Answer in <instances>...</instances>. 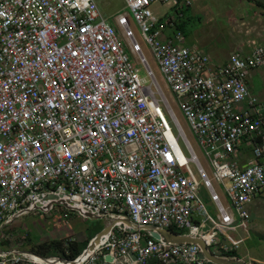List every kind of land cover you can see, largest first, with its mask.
Segmentation results:
<instances>
[{
    "label": "built area",
    "instance_id": "obj_1",
    "mask_svg": "<svg viewBox=\"0 0 264 264\" xmlns=\"http://www.w3.org/2000/svg\"><path fill=\"white\" fill-rule=\"evenodd\" d=\"M125 2L231 205L214 189L127 15L117 22L147 67L150 85L96 0H0V227L61 202L108 225L116 221L82 259L13 250L0 251V264H207L199 245L130 231L122 221L128 218L136 227L200 237L217 255L239 248L222 244L219 229L244 226L247 205L264 189V100L247 82L251 71L264 67V46L235 52L214 67L208 54L184 45L180 29L167 36L175 19L152 9L169 4L179 14L192 1ZM245 139L255 141V160L241 166L228 158ZM192 163L218 208L217 219L201 201ZM205 225L210 230L201 233Z\"/></svg>",
    "mask_w": 264,
    "mask_h": 264
},
{
    "label": "rangeland",
    "instance_id": "obj_2",
    "mask_svg": "<svg viewBox=\"0 0 264 264\" xmlns=\"http://www.w3.org/2000/svg\"><path fill=\"white\" fill-rule=\"evenodd\" d=\"M96 1L99 5L101 13L103 14V17L117 31L121 44L129 55L134 68L137 70L140 77L146 81V85H150L152 81L148 75L147 67L141 62L140 57L132 52L129 41L117 22L119 15H127L129 25L133 29L137 41L142 46L143 54L146 56L149 66L154 71L162 89L171 102L175 114L187 136L189 137V140L191 141L201 164L207 170L209 177L212 179L214 189L218 193L223 204L226 205L223 200V197L227 195L225 183L213 180V163L208 157L206 151L199 145L197 138L192 134L190 124L179 108V100H177L175 95L168 89L164 75L158 68L151 48L147 45L145 38L139 30L137 23L133 19V16L131 15L125 0ZM190 1H192L191 9L189 7L185 10V15L183 17H179L182 30L186 35L185 46H191L194 48L198 47L199 49L202 47L205 52L210 54L212 58L215 59L216 52H219V49L222 48L218 41H220V39H229L233 35L236 36L238 34V32H235L234 29L235 27L239 26V23L234 24L230 22V20H232L230 14L246 17L247 13L245 16V12L247 10L241 9L242 7H239L238 10V7H234L235 4L233 0H230L229 3L225 2L222 9L218 8L217 0ZM202 2L209 3L206 4L205 8H201ZM152 9L157 15L162 17H164L166 14L169 15L170 13L176 14L175 9L169 4L155 3L152 5ZM232 11L234 13H232ZM219 12L222 14H219ZM248 12V16L254 15V12ZM238 31H240L244 36L247 32L244 27L239 28ZM256 86H259V89H256L257 92L264 97V80L261 78L258 79ZM168 119L171 122L169 116ZM171 125L174 129V132L177 134L175 125L172 122ZM180 144L184 152L189 156V152L187 151L182 140H180ZM191 168L201 182V201L205 204L207 210L214 217V219H217L218 208L213 202L210 192L202 184L201 176L198 172L197 166L192 163ZM236 217V224H239L240 218L237 215ZM107 224L108 222L105 219L85 217L76 210L68 209L63 205H55L47 212H31L17 218L12 224L7 225V230H4L0 233V250L1 248H7L8 250L23 248L29 250L35 243L37 244L53 239H65L66 241L67 239L75 240L81 246H84V243H86L91 237H95L107 226ZM219 231V238L229 233L232 237L240 241V254L248 252L257 260L264 262V211L256 213L255 219H251V216H249L246 219V224L236 231L226 230L224 228H220Z\"/></svg>",
    "mask_w": 264,
    "mask_h": 264
},
{
    "label": "crops",
    "instance_id": "obj_3",
    "mask_svg": "<svg viewBox=\"0 0 264 264\" xmlns=\"http://www.w3.org/2000/svg\"><path fill=\"white\" fill-rule=\"evenodd\" d=\"M217 1H218V8H221V9L223 8L225 2L226 3L230 2V0H217ZM209 2H205V3L202 2L201 8H205L206 4H208ZM233 2L235 4L234 7H238V10H239V7H242L241 9L247 10L245 12V16H246V13L248 16V13H249L248 11L254 12V15L244 17L241 15L235 16L234 14H230V17L232 19V20H230V22H232L234 24L239 23V26L235 27V29H234V31L238 32V34L236 36L233 35L229 39L228 38L220 39V41H218L221 44L222 48L219 49V52H216V58L215 59L212 58V56L210 54L205 52V50L202 47L200 49L198 47H195L196 49L203 51L204 53H206L210 56L211 61H212V65L214 67L226 64L229 61V58L231 57V55L235 52L240 51L242 53L248 54L256 46H264V7H260V6L256 5L255 3H253L252 1H249V0H233ZM191 7L192 6H190V9H191ZM173 8L175 9V13H176L177 8H175V7H173ZM188 8L189 7H184L183 12L179 13V14L178 13H176V14L170 13L169 15L166 14L164 17L160 16L161 18L171 17V18H174L176 21V26L171 27L169 30H167V32H166L167 36H172L173 32L176 29H179L177 27V24L181 25V22L179 21V17H183L185 15V13H184L185 10ZM210 9H211V7H210ZM232 13H234V12L232 11ZM219 14H222V13L219 12ZM242 27H244L245 30L247 31L245 36L240 31H238V29L242 28ZM180 30L183 31L182 29H180ZM185 42H186V40H185ZM184 45H186V43H184ZM189 47H191V46H189ZM191 48H194V47H191ZM260 78L262 80H264V67L251 71L249 76H248L247 82H248V87L250 88L252 93L255 96L259 97L260 99L264 100V97L261 94H259L256 90V89H259V86L257 87L256 83H257V80ZM254 142L255 141H253L251 139H245L242 142V144L238 147L236 153H234L233 155H231L228 158L229 161H237L241 166L247 165V164L251 163L252 161H254L255 160V157L253 155V146L255 144ZM223 200L227 206L231 205V201L229 199L228 194L223 197ZM247 209H248L249 215L251 216L252 219L256 218V213H258V212L260 213V212L264 211V189L260 192V194L256 198L253 199V201L251 203H249L247 205ZM235 217H236V214H235ZM197 218H198V220L200 219L199 217H197ZM7 227L8 226L0 227V233L3 232L4 230H7L6 229ZM232 231H236V230H232ZM220 242L222 244H226V245H236L237 244L240 246V241L237 240L236 238L232 237L229 233L227 235L221 236ZM13 250L32 252L31 249L26 250L23 248L22 249H10V250H8L7 248H1L0 251L11 252ZM211 251L214 253L213 250H211ZM236 251H237V255H238V257H236V258H240L242 260H245V261H247L249 263H253V264H264V262L257 260L255 257H253L248 252L240 254L239 248H237ZM221 256H224V255L222 254Z\"/></svg>",
    "mask_w": 264,
    "mask_h": 264
},
{
    "label": "water",
    "instance_id": "obj_4",
    "mask_svg": "<svg viewBox=\"0 0 264 264\" xmlns=\"http://www.w3.org/2000/svg\"><path fill=\"white\" fill-rule=\"evenodd\" d=\"M256 2L264 4V0H254ZM261 162H264V158L260 159ZM60 205H63L64 207L70 209V206H68L65 202H61ZM37 210L43 211L42 208H37ZM89 218H98L93 215H87ZM254 218V217H253ZM252 219V218H251ZM124 223L130 226V231L137 229V230H144V231H150L151 235L156 238L160 239L162 238L165 241L174 243V244H197L201 247L202 253L200 257L202 259L207 260V264H253L249 263L245 260H242L240 258L236 257H228V256H221L214 254L210 248L206 246V243L204 240H202L200 237H191L188 235L180 234L174 230L171 229H164V228H156V227H136L134 223L131 221V219H122ZM116 224V221L112 222L111 224L107 225L101 232H99L89 243L87 248L82 252L80 258L87 256L90 252L94 251V249L105 239L106 235L110 233L113 226ZM210 230L209 225L203 226L201 233H206ZM30 252V251H29ZM133 260H136L137 257L134 253H130V255ZM62 260H66L65 258H61ZM105 260L107 262H113L114 257L111 255H107L105 257ZM120 264V263H118Z\"/></svg>",
    "mask_w": 264,
    "mask_h": 264
},
{
    "label": "trees",
    "instance_id": "obj_5",
    "mask_svg": "<svg viewBox=\"0 0 264 264\" xmlns=\"http://www.w3.org/2000/svg\"><path fill=\"white\" fill-rule=\"evenodd\" d=\"M249 1H252L253 3H255L260 7H264V4L262 3L256 2L254 0H249ZM177 27L179 29H182V25L177 24ZM172 230L180 234L184 233L183 231L178 230L176 228H173ZM93 238L94 237H91L86 243H84V246H81L75 240H68V239L67 241L65 239L46 240L37 244L35 243L31 247V251L44 257H63L73 260L82 254V252L87 248V246L89 245L90 241ZM223 255L228 257H238L237 251H233Z\"/></svg>",
    "mask_w": 264,
    "mask_h": 264
}]
</instances>
